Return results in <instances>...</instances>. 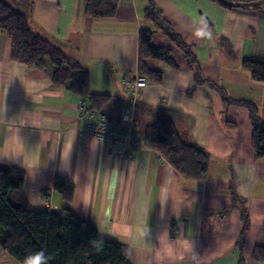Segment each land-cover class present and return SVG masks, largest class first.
<instances>
[{"label":"crops","instance_id":"1","mask_svg":"<svg viewBox=\"0 0 264 264\" xmlns=\"http://www.w3.org/2000/svg\"><path fill=\"white\" fill-rule=\"evenodd\" d=\"M6 1L27 10L35 31L90 72L91 93L110 96L101 112L119 122L134 109L141 142L124 156L84 132L80 106L89 103L55 87L51 68L13 61L12 40L0 31V168L24 172L30 210L71 209L90 220L101 239L126 245L130 264H264L253 257L264 246V158L253 149L250 110L227 100L253 103L264 121V83L242 69L245 59L264 57V6L155 0L194 47L208 84L196 83L184 53L156 32L154 46L171 49L177 67L149 61L161 81L147 79L135 105L127 82L140 77L139 34L150 28L144 20L149 0H122L113 18L89 17L84 0ZM201 29L211 35H199ZM159 119L171 120L184 140L210 155L206 181L186 179L156 149L143 146ZM58 176L75 186L71 203L54 191ZM0 264L20 263L0 248Z\"/></svg>","mask_w":264,"mask_h":264},{"label":"trees","instance_id":"2","mask_svg":"<svg viewBox=\"0 0 264 264\" xmlns=\"http://www.w3.org/2000/svg\"><path fill=\"white\" fill-rule=\"evenodd\" d=\"M86 14L91 18H113L122 0H84ZM222 7H233L220 0H211ZM230 3L248 4L263 0H225ZM262 5L250 7L260 9ZM144 20L150 28L139 34L138 68L141 78L161 81L157 71L148 68L149 61L163 62L173 68L177 65L171 49L156 47L153 37L163 33L172 46L184 53L188 67L194 74L196 83L207 85L193 46L185 43L171 24L156 7L155 0H149ZM0 31L12 40L11 59L28 68L47 71L55 87H63L89 103L87 110L101 111L110 99L109 95L93 94L90 91V72L62 48L35 31L27 10L15 7L6 0H0ZM230 57L235 52L230 44L219 38ZM242 69L252 80L264 83V57H250L242 62ZM226 96V95H225ZM229 104H241L250 110L253 125V149L258 160L264 158V121L259 117L257 107L250 102L227 99ZM233 126V125H232ZM143 146L156 149L186 179L206 181L208 178L210 155L193 143L182 138L174 123L169 119H159L148 127ZM25 174L18 168H0V248L10 257L24 264L25 257L43 250L48 264H130L128 247L99 237L95 225L88 219L80 218L71 209L60 212H33L24 197ZM54 191L64 200H74L75 186L65 177H56ZM240 201V200H239ZM244 232L248 229V216L242 213ZM99 242V247L93 242ZM253 257L264 261V246H258Z\"/></svg>","mask_w":264,"mask_h":264},{"label":"built area","instance_id":"3","mask_svg":"<svg viewBox=\"0 0 264 264\" xmlns=\"http://www.w3.org/2000/svg\"><path fill=\"white\" fill-rule=\"evenodd\" d=\"M130 92L133 96V104L136 105L140 90L146 88V80L137 77L135 82L128 83ZM83 117H85L84 132L98 138L109 149L115 150L124 156L129 155L135 142L140 144V139L134 130V109H126L122 120L113 122L106 114L101 111L87 110L80 106Z\"/></svg>","mask_w":264,"mask_h":264},{"label":"clouds","instance_id":"4","mask_svg":"<svg viewBox=\"0 0 264 264\" xmlns=\"http://www.w3.org/2000/svg\"><path fill=\"white\" fill-rule=\"evenodd\" d=\"M198 34L201 36L211 35V33H208L203 29L199 30ZM93 243L96 244L97 247H99V242L94 241ZM24 264H48V257L46 256L45 252L41 250L25 257Z\"/></svg>","mask_w":264,"mask_h":264},{"label":"water","instance_id":"5","mask_svg":"<svg viewBox=\"0 0 264 264\" xmlns=\"http://www.w3.org/2000/svg\"><path fill=\"white\" fill-rule=\"evenodd\" d=\"M222 3L226 4V5H229L233 8H239V7H254V6H259V5H262L264 4V0L263 1H259V2H253V3H248V4H240V3H230V2H227L225 0H220Z\"/></svg>","mask_w":264,"mask_h":264},{"label":"rangeland","instance_id":"6","mask_svg":"<svg viewBox=\"0 0 264 264\" xmlns=\"http://www.w3.org/2000/svg\"><path fill=\"white\" fill-rule=\"evenodd\" d=\"M262 6H264V4H262ZM126 83V82H125ZM94 111H97V110H94Z\"/></svg>","mask_w":264,"mask_h":264}]
</instances>
